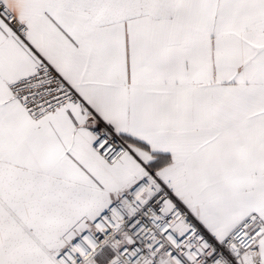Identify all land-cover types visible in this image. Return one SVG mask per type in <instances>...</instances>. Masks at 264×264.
I'll return each mask as SVG.
<instances>
[{
	"label": "snow or ice",
	"instance_id": "1",
	"mask_svg": "<svg viewBox=\"0 0 264 264\" xmlns=\"http://www.w3.org/2000/svg\"><path fill=\"white\" fill-rule=\"evenodd\" d=\"M0 264H264V0H0Z\"/></svg>",
	"mask_w": 264,
	"mask_h": 264
}]
</instances>
